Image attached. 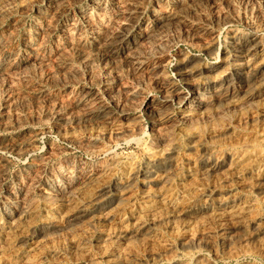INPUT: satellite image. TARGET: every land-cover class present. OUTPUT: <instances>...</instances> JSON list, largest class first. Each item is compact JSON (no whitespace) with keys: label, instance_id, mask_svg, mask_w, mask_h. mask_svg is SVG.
I'll list each match as a JSON object with an SVG mask.
<instances>
[{"label":"rangeland","instance_id":"rangeland-1","mask_svg":"<svg viewBox=\"0 0 264 264\" xmlns=\"http://www.w3.org/2000/svg\"><path fill=\"white\" fill-rule=\"evenodd\" d=\"M252 38L264 0H0V264H264Z\"/></svg>","mask_w":264,"mask_h":264},{"label":"bare ground","instance_id":"bare-ground-1","mask_svg":"<svg viewBox=\"0 0 264 264\" xmlns=\"http://www.w3.org/2000/svg\"><path fill=\"white\" fill-rule=\"evenodd\" d=\"M98 4V3H97ZM122 8V7H121ZM100 9V8H99ZM129 9V8H128ZM103 11V10H102ZM106 13V12H105ZM124 13V12H123ZM122 13V14H123ZM137 13H138V11H137ZM140 13V12H139ZM169 14V13H168ZM167 14V15H168ZM124 15V14H123ZM138 15V14H137ZM164 15V14H163ZM115 16V15H114ZM176 17V16H175ZM100 18V17H99ZM167 18V17H166ZM172 18V17H171ZM177 18V17H176ZM87 19V18H86ZM101 19H102V16H101ZM120 19V18H119ZM124 19V18H123ZM162 19V18H161ZM88 20V19H87ZM90 20H92V19H90ZM116 20V19H115ZM153 20V19H152ZM157 20V19H156ZM93 21V20H92ZM155 21V20H154ZM101 22V21H100ZM103 22V21H102ZM105 22V21H104ZM159 22V21H158ZM164 22H166V21H164ZM168 22V21H167ZM170 22V21H169ZM174 22V21H173ZM172 22V23H173ZM116 24V23H115ZM166 24H168V23H166ZM105 25V24H104ZM106 25H107V22H106ZM110 25V24H109ZM130 25V24H129ZM161 25V24H160ZM132 26V25H131ZM154 26V25H153ZM195 26V25H194ZM102 27V26H101ZM156 27V26H155ZM193 27V26H192ZM109 28V27H108ZM107 28V29H108ZM102 29H104V28H102ZM125 29V28H124ZM106 30V29H105ZM148 30V29H147ZM146 30V31H147ZM198 30V29H197ZM72 31V30H71ZM127 31V30H126ZM155 31V30H154ZM108 32V31H107ZM106 32V33H107ZM110 30H109V34H110ZM132 32H133V29H132ZM120 33V32H119ZM135 33V32H134ZM75 34V33H74ZM104 35H105V33H103ZM118 34V33H117ZM142 34V33H141ZM147 34V33H146ZM70 35V34H69ZM68 35V36H69ZM72 35V34H71ZM119 35V34H118ZM143 35V34H142ZM149 35V34H148ZM134 36V35H133ZM136 36V35H135ZM256 36V35H255ZM105 37H106V35H105ZM122 37V36H121ZM121 37H120V39H119V37H118V39L119 40H121ZM138 37V36H137ZM72 38V37H71ZM107 38V37H106ZM127 38H129V37H127ZM139 38V37H138ZM137 38V39H138ZM261 38V37H260ZM260 38H259V40H260ZM248 39V38H247ZM130 40V39H129ZM257 38H252V41L250 42V43H247L248 45H242L243 46V48H242V50H244L245 51V53L247 54V55H250V54H259V52H261V51H259V49L261 48L262 49V47H263V44H262V40L261 41H259ZM103 41V40H102ZM106 41V40H105ZM134 41V40H133ZM138 41V40H137ZM242 41V40H241ZM122 42V41H121ZM105 43V42H104ZM107 43H109V42H107ZM107 43H106V45H107ZM242 43H244V42H242ZM111 46V45H110ZM235 46H237V45H235ZM239 48H241V47H238V49ZM105 49H107L106 48V46H105ZM110 49V48H109ZM101 50V49H100ZM235 50V49H234ZM2 51V50H1ZM239 51V50H238ZM237 51V52H238ZM241 51V50H240ZM108 52V51H107ZM131 52V51H130ZM264 52V51H263ZM262 52V53H263ZM1 54V53H0ZM245 54V55H246ZM5 55V54H4ZM237 55V54H236ZM261 56V55H260ZM264 56V55H263ZM258 57V56H257ZM34 58V57H33ZM239 58V57H238ZM240 58H241V56H240ZM252 58V57H251ZM38 59H39V57H38ZM253 59V58H252ZM256 59V58H255ZM189 60V59H188ZM244 60V59H243ZM247 60V59H246ZM245 60V61H246ZM262 60V59H261ZM187 61V60H186ZM237 61H239V59L237 60ZM242 61V60H241ZM250 61V60H249ZM223 62V61H222ZM252 62H253V60H252ZM234 63V62H233ZM247 63V62H246ZM257 63V62H256ZM188 64V63H187ZM215 64V63H214ZM218 64V63H217ZM221 64V63H220ZM239 64V63H238ZM255 64V63H254ZM260 64H262V63H260ZM216 65V64H215ZM248 65V64H247ZM259 64H257V66H258ZM236 66V65H235ZM242 66V65H241ZM241 66H240V68H241ZM249 66V65H248ZM254 65L252 64V67H253ZM255 66H256V64H255ZM254 66V67H255ZM186 67V66H185ZM185 67L183 68V69H185ZM216 67H217V65L214 67V66H212V67H210V68H207V70H206V72L207 73H211V74H213L215 71V69H216ZM220 67V66H219ZM218 67V68H219ZM226 67V66H225ZM245 67V66H244ZM189 68V67H188ZM222 68V67H221ZM220 68V69H221ZM237 68V67H236ZM233 69V68H232ZM242 69V68H241ZM250 68H248V70H249ZM254 69V68H253ZM191 70V69H190ZM188 71V72H186V75H192V73H194L193 71ZM193 70V69H192ZM195 70V69H194ZM225 71V70H224ZM227 71V70H226ZM229 71V70H228ZM234 71H235V68H234ZM254 71H255V76L254 75H252V76H254V77H256V76H258L260 73L259 72H263L264 71V63H263V65H260L259 67H257V68H255L254 69ZM185 72V71H184ZM201 72V71H200ZM199 71H198V73H200ZM230 72V71H229ZM196 73V72H195ZM204 73V72H203ZM217 73V72H216ZM218 73H219V71H218ZM217 73V74H218ZM226 73V72H225ZM247 73H248V71H247ZM250 73V72H249ZM254 73V72H253ZM215 74V73H214ZM214 74H213V76H214ZM220 74V73H219ZM223 74V73H222ZM229 74V73H228ZM234 74H237V77H239V78H243L244 77V75L246 74V72L244 71L243 72V70H241V71H238L237 73L235 72ZM230 75V74H229ZM247 75V74H246ZM249 75V74H248ZM197 76V75H196ZM211 76V75H210ZM215 76H218V75H215ZM250 76H251V74H250ZM263 76H264V74H263ZM187 77V76H186ZM191 77V76H190ZM189 77V78H190ZM193 77V76H192ZM227 77V76H226ZM232 77V76H231ZM230 77V78H231ZM248 77V76H247ZM185 78V77H184ZM213 78V77H212ZM228 78V77H227ZM249 78V77H248ZM261 78V77H260ZM186 79V78H185ZM213 79H215V78H213ZM235 79V78H234ZM246 79V78H245ZM250 79V78H249ZM248 79V80H249ZM194 79H192V81H193ZM203 80V79H202ZM212 80V79H211ZM216 80V79H215ZM224 80H226V79H224ZM228 80V79H227ZM240 80V79H239ZM238 80V81H239ZM255 80V79H254ZM258 80V79H257ZM217 81H218V79H217ZM217 81H215V84H216V82ZM229 82V81H228ZM227 82V83H228ZM241 82H243V81H241ZM249 82V81H248ZM170 83H172V82H170ZM201 83V82H200ZM222 83V82H221ZM226 83V84H227ZM236 83V82H235ZM250 83V82H249ZM194 83L192 82V84L191 85H193ZM212 84V83H211ZM214 84V83H213ZM224 84V83H223ZM231 84V83H230ZM236 84H238V83H236ZM248 84V83H247ZM246 84V85H247ZM253 84H255V83H253ZM171 85V84H170ZM225 85V84H224ZM234 85V84H233ZM241 85V84H240ZM249 85H251V84H249ZM175 86V85H174ZM194 86V85H193ZM202 86V85H201ZM238 86V85H237ZM176 87H177V85H176ZM192 87V86H191ZM194 87H196V86H194ZM198 87V86H197ZM203 87V86H202ZM232 87V86H231ZM247 87V86H246ZM205 88V87H204ZM221 88H222V84H216L215 86H214V89H213V91L216 93V92H218L219 90H221ZM226 88V87H225ZM83 89V88H82ZM168 89V88H167ZM84 90V89H83ZM177 90H178V88H177ZM180 90V89H179ZM189 90H190V88H189ZM203 90V89H202ZM205 90H206V88H205ZM247 90V89H246ZM175 88L173 87V85L171 86V89L168 91V94L169 95H166V97L165 98H163V100H162V102H164V103H167L168 101H170V97L171 96H175ZM208 91V90H207ZM212 91V90H211ZM233 91V90H232ZM240 91V90H239ZM249 91V90H248ZM243 92H244V90H243ZM246 92V91H245ZM251 92V91H250ZM202 93V92H201ZM201 93H200V91H195V92H192V95H190V97H186V96H184L183 97V101H185L186 102V104L188 103V102H196L199 106L200 105H206L207 104V100H205L202 96H201ZM209 93V92H208ZM223 93V92H222ZM224 93H228L227 91L226 92H224ZM223 93V94H224ZM233 93V92H232ZM262 93V92H261ZM166 94V93H165ZM185 94V93H184ZM193 94L194 95H196L193 99L194 100H191V97H193ZM217 94V93H216ZM219 94H220V92H219ZM234 94V93H233ZM253 94V93H252ZM183 95V94H182ZM181 95V96H182ZM187 95V94H186ZM207 95V94H206ZM213 95V94H212ZM228 95V94H227ZM235 95V94H234ZM245 95V94H244ZM243 95V96H244ZM86 96V95H85ZM93 96V95H92ZM180 96V95H179ZM180 96V97H181ZM205 96V95H204ZM214 96V95H213ZM220 96V95H219ZM249 96V95H248ZM253 96H254V94H253ZM210 97V96H209ZM227 97V96H226ZM226 97H225V99H226ZM85 98V97H84ZM95 98V97H94ZM162 98V97H161ZM176 98H178V96L176 97ZM176 98H175V100H176ZM208 98V97H207ZM218 99H219V97H217ZM224 98V97H223ZM229 98V97H228ZM246 98V97H245ZM250 98V97H249ZM160 99V98H159ZM172 99H173V97H172ZM182 99V98H181ZM180 99V100H181ZM215 99V98H214ZM220 99H221V97H220ZM219 99V100H220ZM248 99V98H247ZM148 100H150V99H148ZM155 100V99H154ZM174 100V101H175ZM217 100V99H216ZM82 101V100H81ZM97 101V100H96ZM211 101H213V100H211ZM100 102V101H99ZM157 102V101H156ZM184 102V103H185ZM216 102V101H215ZM78 103H80V102H78ZM95 104H96V102H94ZM212 103H214V102H212ZM162 104V103H161ZM169 104V103H168ZM196 104V105H197ZM210 105H211V103H209ZM84 105V104H83ZM97 105V104H96ZM98 105H99V103H98ZM105 105V104H104ZM150 105H151V102L149 101V102H146V106H148V107H150ZM103 106V105H102ZM153 106V105H152ZM161 106V105H160ZM187 106V105H186ZM90 107V106H89ZM190 107V106H189ZM201 107V106H200ZM203 107V106H202ZM91 108V107H90ZM158 108V107H157ZM208 108V107H207ZM93 109V108H92ZM159 109H160V107H159ZM158 109V110H159ZM199 109V108H198ZM87 110V109H86ZM98 110V109H97ZM102 110V109H101ZM157 110V109H156ZM155 110V111H156ZM192 109H190V111H191ZM206 110V109H205ZM99 112V111H98ZM188 112V111H187ZM196 112H198V111H196ZM90 113H93V112H90ZM96 114V113H95ZM111 114V113H110ZM185 115V114H184ZM102 116V115H101ZM105 116V115H104ZM103 117V116H102ZM109 117V116H108ZM183 118V117H182ZM103 119V118H102ZM107 119V118H106ZM181 119V118H180ZM113 120V119H112ZM111 121V120H110ZM106 122V121H105ZM23 204V203H22Z\"/></svg>","mask_w":264,"mask_h":264}]
</instances>
